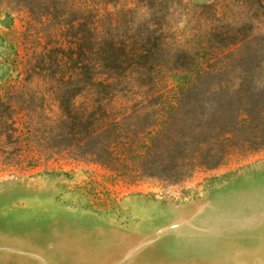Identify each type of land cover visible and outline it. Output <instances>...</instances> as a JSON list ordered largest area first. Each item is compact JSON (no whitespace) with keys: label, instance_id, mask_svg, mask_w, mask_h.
Masks as SVG:
<instances>
[{"label":"rangeland","instance_id":"rangeland-1","mask_svg":"<svg viewBox=\"0 0 264 264\" xmlns=\"http://www.w3.org/2000/svg\"><path fill=\"white\" fill-rule=\"evenodd\" d=\"M21 3L0 0V96L27 85L17 104H42L50 115L46 78L26 72L53 69L40 60L48 28ZM96 18L116 27L125 48L147 29L161 35L162 56L143 76L126 66L119 89L143 86L159 104L199 69L217 71L204 85L242 82L234 97L247 106L237 108L264 113V0H110ZM28 156L0 163V264H264V147L236 149L183 178L122 175L65 155L30 165Z\"/></svg>","mask_w":264,"mask_h":264},{"label":"trees","instance_id":"trees-1","mask_svg":"<svg viewBox=\"0 0 264 264\" xmlns=\"http://www.w3.org/2000/svg\"><path fill=\"white\" fill-rule=\"evenodd\" d=\"M21 1L48 28L44 35L51 45L43 47L40 60L48 58L53 69L49 74L47 67L26 72L43 83L46 78L42 93L52 96L53 112L44 114L42 104H17L15 98L29 91L24 84L0 96V163L18 164L23 154L31 155L30 165L65 155L122 175L183 178L196 167H217L236 149L264 147V113L251 115L237 108L247 106L234 97L242 82L228 83V88L204 85L203 76L217 71L199 69L196 80L182 83L173 100L159 104H149L143 86L119 89L126 66L143 76L147 64L162 56L155 36L161 35L147 29L135 45L125 48L116 27L105 29L97 22L99 5L110 0ZM238 56L244 58L233 55ZM237 73L244 80L242 71ZM137 91L142 98L117 100L119 92Z\"/></svg>","mask_w":264,"mask_h":264}]
</instances>
